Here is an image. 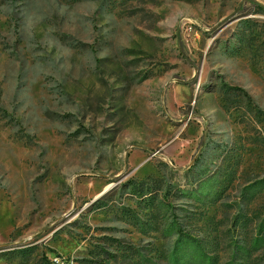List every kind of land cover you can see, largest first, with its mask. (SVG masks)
Returning <instances> with one entry per match:
<instances>
[{
    "label": "rangeland",
    "instance_id": "obj_1",
    "mask_svg": "<svg viewBox=\"0 0 264 264\" xmlns=\"http://www.w3.org/2000/svg\"><path fill=\"white\" fill-rule=\"evenodd\" d=\"M264 264V0H0V264Z\"/></svg>",
    "mask_w": 264,
    "mask_h": 264
},
{
    "label": "built area",
    "instance_id": "obj_2",
    "mask_svg": "<svg viewBox=\"0 0 264 264\" xmlns=\"http://www.w3.org/2000/svg\"><path fill=\"white\" fill-rule=\"evenodd\" d=\"M53 261L55 264H64L61 257L54 258Z\"/></svg>",
    "mask_w": 264,
    "mask_h": 264
},
{
    "label": "trees",
    "instance_id": "obj_3",
    "mask_svg": "<svg viewBox=\"0 0 264 264\" xmlns=\"http://www.w3.org/2000/svg\"><path fill=\"white\" fill-rule=\"evenodd\" d=\"M251 1V0H250Z\"/></svg>",
    "mask_w": 264,
    "mask_h": 264
}]
</instances>
